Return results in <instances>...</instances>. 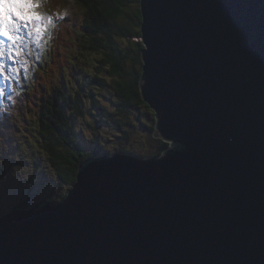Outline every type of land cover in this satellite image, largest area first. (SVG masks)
<instances>
[{
	"label": "water",
	"instance_id": "1",
	"mask_svg": "<svg viewBox=\"0 0 264 264\" xmlns=\"http://www.w3.org/2000/svg\"><path fill=\"white\" fill-rule=\"evenodd\" d=\"M156 157L90 156L0 216V264H264V0H139Z\"/></svg>",
	"mask_w": 264,
	"mask_h": 264
},
{
	"label": "trees",
	"instance_id": "2",
	"mask_svg": "<svg viewBox=\"0 0 264 264\" xmlns=\"http://www.w3.org/2000/svg\"><path fill=\"white\" fill-rule=\"evenodd\" d=\"M43 1L51 7L53 13L56 12L53 29L51 28L53 36L50 35L45 43L41 69L36 79L29 83L26 94L32 111L31 118L34 119L32 130L37 132L42 142L41 148L45 150L59 179L69 190L75 182L79 164L92 155L104 154L98 153V148L91 152L82 150L76 138L73 116L83 115L80 96L83 87L89 91L90 97H93L90 95L92 84L110 91L111 95L116 97L117 114L106 113L102 107L99 109L102 115L120 128L125 127L128 130L129 125L123 126L122 119L118 122L113 115L121 116L125 124H131L128 121L131 110L143 108L150 110L143 102L139 90L140 52L143 48L139 40L141 23L139 0ZM62 8L65 12L61 11ZM67 14L70 16H65ZM58 15L65 23L59 22ZM70 56H74L81 63L82 68L77 71L78 73L84 72L83 66L90 56L98 57L97 65L94 67L96 73L85 71L81 82L75 80L76 85L78 84L75 90L62 82L66 73L76 77L77 72ZM52 57L56 59L51 60ZM150 114L152 115L151 111ZM2 117L4 115L0 114V118ZM153 118L146 127L151 139L155 141L154 150L140 154L138 150L121 148L119 152H131L137 156H159L167 143L155 139L152 135ZM122 133L128 139V132ZM23 203L17 208H28L25 202ZM46 203L54 204V200L47 196L30 209L39 208Z\"/></svg>",
	"mask_w": 264,
	"mask_h": 264
},
{
	"label": "rangeland",
	"instance_id": "3",
	"mask_svg": "<svg viewBox=\"0 0 264 264\" xmlns=\"http://www.w3.org/2000/svg\"><path fill=\"white\" fill-rule=\"evenodd\" d=\"M61 11L65 12L64 8ZM70 57L73 59L71 62L75 71H80L82 67L79 60L74 56ZM55 59V57L51 58V60ZM97 60V56H90L83 66L84 72L96 73L94 67L97 65ZM84 72L75 73L76 77L66 73L62 82L70 89L75 90L78 85L76 82L82 81ZM86 94L88 96H85ZM90 95L93 97H90L89 91L83 87L80 95L83 115L73 116L76 138L82 150L91 152L98 148V153L104 152L102 155L119 153L121 148L130 149V151L138 150L140 154H147L154 150L155 141L151 139V134L146 127L154 116L151 109L131 110L132 113L128 116V121L131 124H125L126 122L121 116L113 115V118L118 122L122 119L123 126L129 125L126 130L125 127L120 128L115 122L107 119L99 109L102 107L106 113L117 114L116 97H113L110 91L92 84ZM0 102L4 103V109L9 111L7 115L0 118V214L15 210L17 206L24 204L23 202L30 209L47 196L54 200V204H58L66 195L68 188L61 182L45 150L41 148L42 142L37 132L32 130L34 119L30 117L24 124L15 120L20 110L22 111L26 107V102L22 101L17 106L19 108L16 107L13 100L10 102L0 99ZM153 119L155 125V118ZM125 131L128 132V139L122 133Z\"/></svg>",
	"mask_w": 264,
	"mask_h": 264
},
{
	"label": "snow or ice",
	"instance_id": "4",
	"mask_svg": "<svg viewBox=\"0 0 264 264\" xmlns=\"http://www.w3.org/2000/svg\"><path fill=\"white\" fill-rule=\"evenodd\" d=\"M40 6V0H0V37L5 38L0 40V56H11L14 46L23 39L22 30L34 35L37 42L43 39L45 29L54 22V18L42 15L38 11ZM15 51L19 54L18 47ZM5 71V63L0 61V75L7 80L10 77L4 75ZM3 95L4 90L0 89V96Z\"/></svg>",
	"mask_w": 264,
	"mask_h": 264
},
{
	"label": "bare ground",
	"instance_id": "5",
	"mask_svg": "<svg viewBox=\"0 0 264 264\" xmlns=\"http://www.w3.org/2000/svg\"><path fill=\"white\" fill-rule=\"evenodd\" d=\"M71 188V187H70ZM60 204V202L58 203V204H49V205H51V206H56V205H59ZM47 205V204H46ZM46 205H43V206H41V207H39L38 209H41V208H43L44 206H46ZM15 210H17V209H15ZM15 210H13V211H15ZM34 210H37V209H34ZM12 211V212H13Z\"/></svg>",
	"mask_w": 264,
	"mask_h": 264
}]
</instances>
